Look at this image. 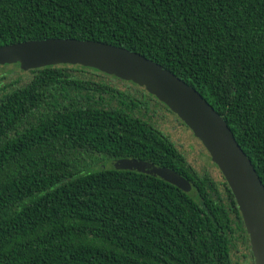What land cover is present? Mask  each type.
I'll return each instance as SVG.
<instances>
[{
  "label": "trees",
  "instance_id": "1",
  "mask_svg": "<svg viewBox=\"0 0 264 264\" xmlns=\"http://www.w3.org/2000/svg\"><path fill=\"white\" fill-rule=\"evenodd\" d=\"M45 38L121 46L174 73L226 121L264 186V0H0V46ZM9 65L0 264H233L239 246L252 257L224 177L188 163L153 120L173 113L155 96L90 67ZM116 158L169 168L188 189L105 167Z\"/></svg>",
  "mask_w": 264,
  "mask_h": 264
},
{
  "label": "water",
  "instance_id": "2",
  "mask_svg": "<svg viewBox=\"0 0 264 264\" xmlns=\"http://www.w3.org/2000/svg\"><path fill=\"white\" fill-rule=\"evenodd\" d=\"M14 63L24 71L57 64L90 67L155 96L190 129L220 170L241 214L253 264H264V186L226 121L195 88L137 52L88 39L45 38L1 45L0 65ZM105 167L145 173L188 189L178 173L148 161L116 158L107 160Z\"/></svg>",
  "mask_w": 264,
  "mask_h": 264
},
{
  "label": "rangeland",
  "instance_id": "3",
  "mask_svg": "<svg viewBox=\"0 0 264 264\" xmlns=\"http://www.w3.org/2000/svg\"><path fill=\"white\" fill-rule=\"evenodd\" d=\"M16 67V66H15ZM13 67L9 65L6 68L0 69V73L5 72ZM20 70V68H19ZM19 70L16 69L17 72ZM23 76L29 73L25 71L19 72ZM8 77H13L8 75ZM104 79V78H103ZM109 84L116 86L119 89H128L134 91V86L126 83L124 80H118L112 76L104 79ZM153 120L157 126L164 132L184 154L189 164H191L198 172H208L214 179H222V174L218 167L210 160V157L201 142L193 136L190 129L185 126L174 113H168L162 109H156ZM238 251L234 250L231 259L233 264H252L253 258L248 251L242 246L238 247ZM244 253V255H243Z\"/></svg>",
  "mask_w": 264,
  "mask_h": 264
},
{
  "label": "flooded vegetation",
  "instance_id": "4",
  "mask_svg": "<svg viewBox=\"0 0 264 264\" xmlns=\"http://www.w3.org/2000/svg\"><path fill=\"white\" fill-rule=\"evenodd\" d=\"M118 79V78H117ZM118 80H121V79H118ZM126 83H128V82H126ZM105 165V164H104Z\"/></svg>",
  "mask_w": 264,
  "mask_h": 264
}]
</instances>
